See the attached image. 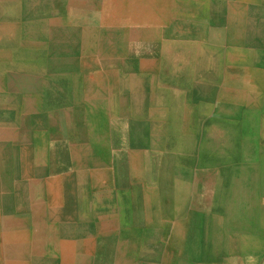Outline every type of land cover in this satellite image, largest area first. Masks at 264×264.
Masks as SVG:
<instances>
[{
    "label": "crops",
    "instance_id": "1",
    "mask_svg": "<svg viewBox=\"0 0 264 264\" xmlns=\"http://www.w3.org/2000/svg\"><path fill=\"white\" fill-rule=\"evenodd\" d=\"M203 188L264 264V0H0V264H134Z\"/></svg>",
    "mask_w": 264,
    "mask_h": 264
},
{
    "label": "rangeland",
    "instance_id": "2",
    "mask_svg": "<svg viewBox=\"0 0 264 264\" xmlns=\"http://www.w3.org/2000/svg\"><path fill=\"white\" fill-rule=\"evenodd\" d=\"M170 140L168 139V142ZM136 159H141L142 156H136ZM159 162H162V157H159ZM165 161L172 162L173 156L167 154L165 156ZM139 188L138 196L134 197V204L138 208L145 207L143 201V192ZM204 193L199 196L194 195V197H188L186 195H182L181 198L177 199V204L174 203V199H168V211L177 209L176 212H181L182 218L181 220H177L176 222H181L184 227L179 230L186 231L188 228L185 227V224H189L192 221L196 223L198 230V235L191 234H182L175 235L173 233L174 228L172 224L175 222L174 219L168 220L167 224V248H160L159 244H152V249L150 251H139L135 250L129 253V262L133 260L134 264H243L244 262L255 263L258 262V252H245L239 250H224L222 249L223 243L222 237L223 235L217 233V227L211 228L209 227L213 222H216L214 218H206L202 217V214H206L207 210V199H206V188H203ZM201 193V192H200ZM133 198V197H132ZM152 206L151 208L158 209L159 207V198L158 196L152 197ZM178 200H181L178 202ZM132 201V200H131ZM171 201V202H170ZM169 204H171L169 208ZM196 207L199 210L198 218L192 220L194 217L195 211L191 210V207ZM110 206L104 208V213L110 212ZM191 216V217H190ZM156 224H158L159 219L154 218ZM99 226L106 230V228H110L112 225L111 216L109 213L103 216V219L100 218ZM171 225V226H169ZM189 227V225H188ZM107 229V230H108ZM190 229V228H189ZM188 229V230H189ZM194 230V228H193ZM190 231V230H189ZM158 238V235H155ZM156 238V239H157ZM195 238H197L195 242ZM133 257V259L131 258Z\"/></svg>",
    "mask_w": 264,
    "mask_h": 264
}]
</instances>
